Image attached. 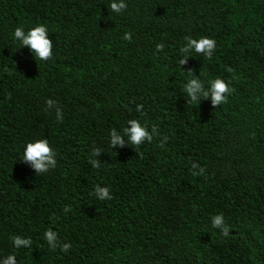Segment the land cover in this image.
Wrapping results in <instances>:
<instances>
[{
	"label": "trees",
	"instance_id": "obj_1",
	"mask_svg": "<svg viewBox=\"0 0 264 264\" xmlns=\"http://www.w3.org/2000/svg\"><path fill=\"white\" fill-rule=\"evenodd\" d=\"M111 2L0 0V260L264 264V0H124L121 13ZM37 25L47 61L14 38ZM186 37L214 39L212 58L192 52L181 67ZM192 78L234 91L192 103ZM133 119L156 127L153 140L111 145ZM41 139L56 154L46 173L23 161ZM49 229L67 252L48 245ZM15 236L32 243L16 248Z\"/></svg>",
	"mask_w": 264,
	"mask_h": 264
},
{
	"label": "clouds",
	"instance_id": "obj_2",
	"mask_svg": "<svg viewBox=\"0 0 264 264\" xmlns=\"http://www.w3.org/2000/svg\"><path fill=\"white\" fill-rule=\"evenodd\" d=\"M109 7L112 12L121 13L127 8V4L124 0H118V2L117 0H112ZM14 38L20 41L23 46L30 47L37 59L47 61L52 58V42L48 38V29L46 26L37 25L36 27L29 29L27 32L24 31L23 27H17L14 31ZM123 38L125 40H131V34L126 33ZM185 39L186 44L180 49V52L184 57L179 61L181 67L187 63V57L189 53L192 52L200 54L206 59L212 58L216 50V41L214 39L208 37H201L199 39L186 37ZM156 47L159 51L162 50L164 46L163 44H158ZM229 71H231V69H229ZM187 73L189 76H192L193 70L188 69ZM184 87L188 97H190V102L199 103L200 98H208L210 96L213 106H220L221 104L226 103L228 95L234 91L233 88L229 87V85L220 78L211 80L207 88H205L204 83L200 79L192 78L188 80ZM47 105L49 108L54 107V101L48 100ZM141 109L142 105H138L137 111H140ZM56 111L57 119L62 120L60 109L57 108ZM128 124L131 126L123 129V135L117 134L115 129L111 131V145L123 146V137L126 136L132 145L139 147L146 141L151 142L153 140V133L157 132L155 126H153L151 132H149L146 126L141 125V123L135 119L129 120ZM55 155L56 154L49 146L48 141L41 139L36 142L27 143L24 150L23 161L29 162L37 173H46L49 169L56 167ZM93 155L98 156L99 150L94 149ZM91 163L93 167L98 168L100 166L97 160H93ZM195 167H198V165L193 164V168ZM203 171L204 170L201 168L200 173L193 172V175H199L203 173ZM95 195L100 200L112 199L109 189L107 187H99V185L95 188ZM69 210L70 208H65L66 212ZM212 227L219 229L224 236H228L229 234V228L224 223V217L222 215L213 217ZM44 235L48 245L53 250L60 247L61 251L67 252L71 247V244L69 243L61 244L57 233L51 229L47 230ZM12 239L16 248L29 247L32 243L30 239H24L19 236H15ZM0 264H17L15 255H8L0 260Z\"/></svg>",
	"mask_w": 264,
	"mask_h": 264
}]
</instances>
